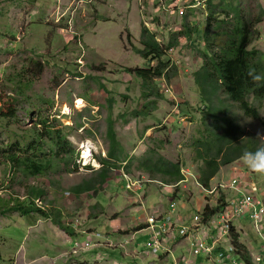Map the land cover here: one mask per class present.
I'll return each mask as SVG.
<instances>
[{"label": "rangeland", "instance_id": "rangeland-1", "mask_svg": "<svg viewBox=\"0 0 264 264\" xmlns=\"http://www.w3.org/2000/svg\"><path fill=\"white\" fill-rule=\"evenodd\" d=\"M163 1L0 0V108L5 101L15 110L14 117L0 116V264H142L136 257L140 247L134 244L147 243L149 232L137 233L134 243L133 234L125 236L140 225L137 222L157 216L158 207L160 213L165 212L171 202L175 210L169 211L185 219L203 209L205 193L197 186H189L187 191L181 187L178 198L172 200L167 189L148 184L141 191L144 204H140L138 197L133 201L127 197L133 194L126 189L124 179H117L123 171L128 172L131 162L129 173L134 176L163 181L140 169V162L148 156L187 164L198 173L203 162L197 160V142L217 120L211 111H204L207 106L195 78L207 60L203 35L208 21L213 13L221 20L230 16L227 22L231 23L239 10L257 23L250 50L264 53V0H182L183 9L176 13L166 10L174 0ZM197 4L196 9L186 10ZM188 24L199 27L201 34L193 35L191 41L180 39L179 48L164 59L170 66V78L166 74L163 77L173 87L180 105L174 112L176 103L162 93L159 80L160 96L145 98L142 81L128 69L149 67L138 53L144 49L143 29H149L161 45H166ZM222 97L223 102L216 101L225 107L220 116L235 118L247 136L264 135V100L248 98L261 112L262 119L257 120L247 117L225 94ZM76 98L87 104L83 112L75 108ZM65 105L73 110L72 115L59 118ZM166 121L169 123L163 125ZM111 123L118 136L117 154L128 162L125 166L110 165L116 170L109 172L104 186V169L84 174L72 168L77 154L73 138L91 139L109 154ZM56 132L70 141L68 153H58ZM34 144L37 148L29 149ZM13 156L19 161L13 162ZM34 160L41 166L39 174L27 169ZM238 172L253 176L259 189L255 197L261 199L264 174L252 171L243 158L221 168L210 187ZM33 188L44 191L37 199L42 204H36L48 216L18 208L35 202ZM217 198L207 199L211 207L216 206ZM94 199L105 209L93 205ZM221 212L217 211L218 217ZM59 221L70 228L72 225L74 231L79 229L69 244L63 243L62 233L50 229ZM112 222L132 230L115 232ZM234 224L240 226L241 222ZM242 227L245 235H241L240 243L253 258L260 251L261 240L249 220L242 222ZM89 238L92 244L100 245L68 256L75 241ZM65 251L66 257L57 258ZM230 254L241 264L235 253ZM176 255L180 256L179 252Z\"/></svg>", "mask_w": 264, "mask_h": 264}, {"label": "trees", "instance_id": "trees-1", "mask_svg": "<svg viewBox=\"0 0 264 264\" xmlns=\"http://www.w3.org/2000/svg\"><path fill=\"white\" fill-rule=\"evenodd\" d=\"M218 18L212 13L208 21L207 30L203 35V40L207 44L205 53L207 60L204 67L195 74L196 82L202 93V100L207 106V110L205 108L204 111H211L217 119L214 128L197 142L199 145L197 160L203 162L198 168V174L201 183L206 188L210 187L211 181L221 168L242 159L246 151L254 152L258 147L264 146V141H261L256 134L251 133L247 136L245 131L238 126L235 118L228 114L220 116L219 114L224 112L225 107L216 104V101L223 102L222 94H225L228 100L240 105L241 110L247 117L257 120L262 119L261 112L248 101L250 96H254L260 101L264 100V83L257 85L248 76V71L253 68L258 73L264 74V53L250 50L257 23L254 24L249 21L248 17H245L239 10L231 23L227 22L231 18L230 16L224 20ZM200 34L199 27H192L188 24L184 26L181 33L173 34L170 43L161 45L155 34L147 28L143 29L141 44L144 49L138 50V53L148 63L149 67L147 69H128V73L137 76L142 81L145 98L160 96V90L157 91L158 79L165 74L168 79L170 78V70L168 71L170 66L165 63L164 59L172 50L179 48L180 39L191 41L193 35ZM155 62H157V67L151 69V65ZM2 105L4 106L0 108V116L6 118L15 116V110L11 108V105H5V101ZM56 135L58 137L56 144L60 150L58 153H68L67 148L71 145L70 141L64 138L61 132H56ZM108 135L111 140L110 160H103V162L109 166H117L115 163L128 162V160L122 161L117 154L116 148L119 142L112 123L109 126ZM34 143L39 147L37 142ZM36 145H30L29 149H36ZM11 159L15 163L19 161L17 156H13ZM131 166V162H128V172H130ZM139 167L146 170L153 177H161L167 184H175L182 179L181 163H175L163 157L148 156L140 162ZM27 169L34 174L41 173V166L35 160L27 166ZM110 171L104 169V173L101 174L103 183L109 179ZM43 192L33 188L32 194L35 202L31 206H18V208L28 213L38 212L48 216L36 204V200L43 196ZM217 209L210 210V213L215 212ZM58 225L72 236L73 229L61 221L58 222ZM144 228L145 225H140L133 232L136 233ZM233 237L236 255L241 257L242 261L250 264L252 257L249 251L246 250L247 248L239 243V235L233 234Z\"/></svg>", "mask_w": 264, "mask_h": 264}, {"label": "built area", "instance_id": "built-area-1", "mask_svg": "<svg viewBox=\"0 0 264 264\" xmlns=\"http://www.w3.org/2000/svg\"><path fill=\"white\" fill-rule=\"evenodd\" d=\"M161 1L162 3L164 2L163 0ZM210 1L212 0H206L205 3ZM171 6V9L166 10H172V13L180 12L183 9L182 0L172 1ZM197 7L198 4L193 7H187L186 10H194ZM150 68H156L155 63ZM158 80L161 82L162 93L170 96L176 103L174 112H177L180 105L178 104L177 96L174 94L173 87L169 85L165 77ZM82 102L83 109L78 104L77 98L74 103L75 108L80 112L87 108L84 99ZM66 106L63 107L62 116H59V118L64 116L71 117L72 113L65 112ZM71 111L73 112L72 109ZM80 131L83 132L84 128ZM73 142L77 147L76 159L72 166L74 170L84 174H93L109 167L110 170L115 172L116 169L114 167H110L103 162V160H110V158L102 144L97 145L98 143L91 139L78 141L73 138ZM123 164L125 166L127 163ZM181 174L182 179L175 184H166L162 181L150 179L145 175L134 176L127 171H123V174H121L126 181V189L133 194L132 197L136 199L138 197L140 204H144L141 191L148 184H159L167 189L170 196L174 198L178 197L181 187L184 191H187L189 186H197L205 193L206 204L193 218L185 219L172 214L169 209L175 210L173 202L170 203V207L166 212L160 213L157 210V216H148L146 218V228L143 231L149 232V240L143 245L137 244L140 250L136 251V257L140 259L142 264L146 262L148 264H158L155 262L164 264H238L237 261L231 258L230 254L236 252L233 245V234L239 235L240 243L241 235H245V228L242 227V222L245 220H249L256 237L261 240L260 251L256 256H253L250 264H264V192L261 193V199L255 197L259 189L253 180V176L248 173L238 172L230 180L221 181L214 187L206 188L201 183L199 174L187 164H181ZM214 195H218V198L215 202L216 206L211 207L207 199ZM37 202L42 204L41 200ZM215 208L218 209L210 213V210ZM220 210L222 212L220 217H218L217 211ZM238 220L241 222L240 226L234 224V221ZM98 245L100 243L92 244L91 238L84 242L75 241V248L71 252L73 255H77L79 251H86ZM227 247L228 252L226 250ZM141 248L145 250L142 251ZM176 252H179L180 256H177ZM238 259L241 264H249L246 261H242L239 256Z\"/></svg>", "mask_w": 264, "mask_h": 264}, {"label": "clouds", "instance_id": "clouds-1", "mask_svg": "<svg viewBox=\"0 0 264 264\" xmlns=\"http://www.w3.org/2000/svg\"><path fill=\"white\" fill-rule=\"evenodd\" d=\"M248 76L251 78V80L253 81V83L257 84V85H260L261 83H264V74H260L256 71V69H250L248 71ZM68 106V105H67ZM257 136L258 138L261 140V141H264V135H261L259 132L257 133ZM243 160L244 162L247 164V166L254 172L258 173V174H264V146H261V147H258L254 152H248L246 151L244 154H243ZM154 180V179H153ZM160 181V180H158ZM163 182V181H162ZM167 184V183H166ZM178 198V197H177ZM177 198H174L172 197V200L174 199H177ZM170 207V205H169ZM161 212V209H157ZM155 210V212L157 211ZM168 210V209H167ZM166 210V211H167ZM165 211V212H166ZM149 213L148 211H146V214ZM164 213V212H162ZM150 214V213H149ZM182 218H185L184 216H180ZM146 222V221H145ZM140 225H145V223L143 224H140ZM139 225V226H140ZM137 226V227H139ZM145 228H146V225H145ZM144 228V229H145ZM143 229V230H144ZM143 230L141 231H138L136 233H139V232H142ZM134 233V232H133Z\"/></svg>", "mask_w": 264, "mask_h": 264}, {"label": "crops", "instance_id": "crops-1", "mask_svg": "<svg viewBox=\"0 0 264 264\" xmlns=\"http://www.w3.org/2000/svg\"><path fill=\"white\" fill-rule=\"evenodd\" d=\"M72 4V3H71ZM59 20V19H58ZM57 20V21H58ZM68 104V103H67ZM84 128V127H83ZM98 173V172H97ZM93 174H95V173H93ZM122 179H124L123 178V176L122 175H119V178L117 179V181L118 182H120ZM125 181V180H124ZM126 182V181H125ZM107 185V182L106 183H104V186H106ZM107 188H105V190H106ZM129 192V191H128ZM131 195H132V193L131 192H129ZM131 201H133L134 199H136L135 197H132V196H127ZM95 200V203H93V205H99L98 207H101L102 209H105V207H103L102 205H101V203L97 200V199H94ZM87 203L88 204H90L91 202L87 199ZM97 203V204H96ZM162 208V207H161ZM114 209H116L115 207H114ZM158 209H160L159 207H158ZM144 211V210H143ZM144 212H146V211H144ZM115 214H118V213H115ZM114 214V215H115ZM146 214V213H145ZM183 215V214H182ZM119 217H117L116 219H113L114 221L115 220H117ZM145 221H146V219H145ZM145 221H142V222H137V223H139V224H143V223H145ZM136 223V224H137ZM135 224V225H136ZM111 226H112V228H114V230H115V232H117V231H119V230H121V231H125V230H127V231H130V230H132V228H122L121 226H120V224L117 226L116 224H115V222H112V224H111ZM53 227L54 228H50V229H52V230H57L58 231V234L59 233H62L61 235H62V239H63V243L64 244H69L70 242H72L73 240H75V238L74 237H76V234H78L79 232V229H77L76 231H74V229L75 228H73L72 227V225H71V228L73 229V233H72V236H70L65 230H63V229H61L58 225L56 226V225H53ZM135 227V226H134ZM133 227V229H135V228H137V227H135L134 228ZM117 229V230H116ZM130 229V230H129ZM60 231V232H59ZM83 233H86V232H83ZM131 234H133L134 235V238L132 239V242L134 243L135 242V239H136V234L137 233H133V232H131V233H129V234H127V235H125V236H129V235H131ZM135 246H137L136 244H134ZM67 253L68 252H62L60 255H58V257L57 258H59V257H62V256H64V257H66V255H67ZM70 255H68V256H71V251H70V253H69ZM23 261H25V258L23 259Z\"/></svg>", "mask_w": 264, "mask_h": 264}, {"label": "bare ground", "instance_id": "bare-ground-1", "mask_svg": "<svg viewBox=\"0 0 264 264\" xmlns=\"http://www.w3.org/2000/svg\"><path fill=\"white\" fill-rule=\"evenodd\" d=\"M77 102H78V104L80 105L81 109H83V108H82V106H83V102L80 103V100H79V99H77ZM65 112H66V113H72V111H71V109H70L69 106H66V108H65Z\"/></svg>", "mask_w": 264, "mask_h": 264}]
</instances>
